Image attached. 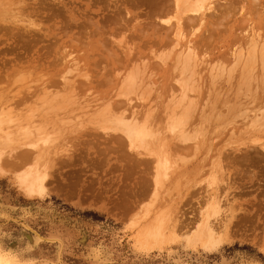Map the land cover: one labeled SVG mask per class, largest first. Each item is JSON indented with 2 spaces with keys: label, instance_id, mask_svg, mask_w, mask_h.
I'll use <instances>...</instances> for the list:
<instances>
[{
  "label": "rangeland",
  "instance_id": "obj_1",
  "mask_svg": "<svg viewBox=\"0 0 264 264\" xmlns=\"http://www.w3.org/2000/svg\"><path fill=\"white\" fill-rule=\"evenodd\" d=\"M149 1L0 0V264H264V6Z\"/></svg>",
  "mask_w": 264,
  "mask_h": 264
},
{
  "label": "bare ground",
  "instance_id": "obj_2",
  "mask_svg": "<svg viewBox=\"0 0 264 264\" xmlns=\"http://www.w3.org/2000/svg\"><path fill=\"white\" fill-rule=\"evenodd\" d=\"M133 1V0H132ZM149 1V0H148ZM232 2L234 1V0H231ZM256 1V0H255ZM259 1V2H258ZM138 2V1H137ZM183 3V2H187V5H188V7L186 8V10H191V11H193L194 13H195V15L194 16H191V17H187V19H186V22L188 21L189 22V24H192V22H193V24L194 23H198V21H203V19H204V15L206 14H204L203 12L204 11H202V10H204V9H213V7H215V5L213 6V3H212V1H209L208 2V0H151V2L149 1V6H150V10L148 11V13H147V16H149L150 18L151 17H157V16H161V15H164V13H169L171 10H172V8H174L175 9V7L176 6H178L180 3ZM257 2H258V5L259 4H263V6H264V0H257ZM133 3V2H132ZM234 3V2H233ZM232 3V4H233ZM146 4L148 5V3L146 2ZM210 4V5H209ZM226 4V3H225ZM230 2L228 3V6H230L231 7V5L232 4H230ZM136 5V4H135ZM174 5V6H173ZM227 6V7H228ZM233 6V5H232ZM225 7V6H224ZM223 7V8H224ZM225 7V9H227L228 10V8H230V7ZM233 8V7H232ZM231 9V8H230ZM224 10V9H223ZM212 11V10H211ZM221 11V10H220ZM233 11H234V9H233ZM146 12V11H145ZM152 12H153V14H152ZM225 12H227L226 10H225ZM230 12V11H229ZM228 12V13H229ZM220 13H222V12H220ZM210 14V13H209ZM213 14V13H212ZM220 15V14H219ZM222 15H224V16H226L227 14L226 13H224V14H222ZM221 15V16H222ZM228 15H230V14H228ZM227 15V16H228ZM209 16V15H208ZM213 16H216V15H212V17ZM224 16H222L223 18H224ZM148 17V18H149ZM210 17H211V14H210ZM219 18H220V16H218ZM232 17V16H231ZM216 18V17H215ZM223 18H221L220 20H221V22L220 21H216L215 23H216V26L215 25H212V26H214V28L215 27H218L217 26V24L219 25V23L218 22H220L221 24L220 25H222L223 24V22H222V19ZM154 19V18H153ZM217 20H219L218 18H216ZM226 20H227V18H225ZM260 20V19H259ZM214 21V20H213ZM161 22V21H160ZM185 22V21H184ZM191 22V23H190ZM262 22V21H261ZM151 23V22H150ZM149 23V24H150ZM212 23V22H211ZM211 23H210V25H211ZM260 23V22H259ZM152 24H153V22H152ZM189 24H188V26H189ZM200 24H201V22H200ZM147 25V24H146ZM185 25H186V23H185ZM194 25H196V24H194ZM151 26V25H150ZM154 25H152V27H153ZM148 27V26H147ZM162 27V26H161ZM214 28L212 29V31H211V33H213V31H214ZM163 29V28H162ZM218 29V28H217ZM229 31V30H228ZM156 32V31H155ZM215 32V31H214ZM218 32V31H217ZM230 32V31H229ZM232 32H230L229 34H228V37H230L232 34H231ZM219 34V33H218ZM231 34V35H230ZM213 35V34H212ZM202 36V35H201ZM253 36V38L255 37L254 35H252ZM210 37H212L211 35H210ZM208 38H209V36H208ZM253 38H251L250 40L252 41V39ZM205 39V38H204ZM210 39V38H209ZM212 39V38H211ZM210 39V40H211ZM255 39H256V37H255ZM260 39V38H259ZM162 40V39H161ZM207 40V39H206ZM258 40V39H257ZM256 40V42L255 43H257L258 41ZM199 41H201V40H199ZM208 41V40H207ZM236 41H237V37H235L234 36V34H233V37H231V41L229 42V43H236ZM251 41H249L250 43H251ZM254 41L255 40H253L252 41V45H250V44H248V45H250V50H252V48H253V46H255L256 47V45H255V43H254ZM261 41V40H260ZM248 42V43H249ZM206 43V42H205ZM247 43V42H246ZM204 44V43H203ZM205 45V44H204ZM258 45V44H257ZM258 46H260V44L258 45ZM257 46V47H258ZM262 46V45H261ZM255 47H254V49H255ZM253 49V50H254ZM259 49V48H258ZM248 52V51H247ZM252 52V51H251ZM254 52L255 51H253V56H255L256 54H254ZM262 52V51H261ZM256 53V52H255ZM261 54V53H260ZM241 55V54H240ZM263 55V56H262ZM246 56H248V55H246ZM252 56V55H251ZM263 58L264 57V54L262 53L261 54V56H260V58ZM251 58V57H250ZM254 58L255 57H253V59L252 60H254ZM261 58V63L262 64H264L263 63V61H264V59H262ZM250 59V60H251ZM251 60V61H252ZM250 61V62H251ZM253 62V61H252ZM264 67V66H263ZM262 67V68H263ZM245 69V68H244ZM260 69H261V67H260ZM250 71V70H249ZM229 72V71H228ZM254 73V72H253ZM246 77V76H245ZM245 80V79H244ZM257 96V97H256ZM253 95V101L255 102V101H257L261 96H259L258 97V95ZM261 99V98H260ZM116 122H117V120H116ZM115 122V123H116ZM180 122V121H179ZM117 124V123H116ZM181 124V123H180ZM115 125V124H114ZM117 125H119V123L117 124ZM121 126H122V128L125 126V125H123L122 123H121ZM131 126V127H130ZM130 126H128V125H126L125 127H124V130H122V131H124V132H126V135L129 137V140H131L133 143H134V141L133 140H139L140 138V141L142 142V136H145V135H142V134H144V133H146V129H145V126L147 127V125H142V126H139V125H136L135 126V124L134 125H130ZM128 128H130V132L128 133V131L127 130H129ZM144 132V133H143ZM148 135V134H147ZM144 139H146V138H144ZM140 141H138V142H140ZM140 144V143H139ZM247 153V152H246ZM264 155H261V157H263ZM262 159V158H261Z\"/></svg>",
  "mask_w": 264,
  "mask_h": 264
}]
</instances>
